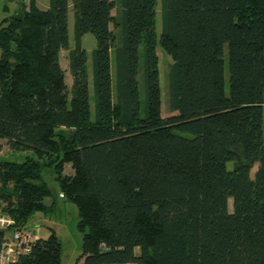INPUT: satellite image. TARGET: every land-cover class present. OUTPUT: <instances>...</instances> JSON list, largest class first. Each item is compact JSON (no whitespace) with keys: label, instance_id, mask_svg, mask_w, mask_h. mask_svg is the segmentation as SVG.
Returning a JSON list of instances; mask_svg holds the SVG:
<instances>
[{"label":"trees","instance_id":"16d2710c","mask_svg":"<svg viewBox=\"0 0 264 264\" xmlns=\"http://www.w3.org/2000/svg\"><path fill=\"white\" fill-rule=\"evenodd\" d=\"M38 1L0 9V142L32 154L0 160L13 227L53 213L50 167L78 211L76 264H264V0ZM157 48L172 61L167 118ZM60 263L51 231L15 264Z\"/></svg>","mask_w":264,"mask_h":264},{"label":"rangeland","instance_id":"374dc122","mask_svg":"<svg viewBox=\"0 0 264 264\" xmlns=\"http://www.w3.org/2000/svg\"><path fill=\"white\" fill-rule=\"evenodd\" d=\"M49 0H39L37 5L40 9H47ZM70 2V0H69ZM3 6V0H0V9ZM10 6V5H9ZM2 15V14H0ZM73 8L71 3H69L68 12V31H69V45L70 48L74 47L73 38ZM157 35L160 31V10L157 8ZM82 48L85 50L87 55V71L89 74V94H90V105H91V117L94 118V99L92 92V75H91V52L95 49L96 43L95 39L91 34H86L81 39ZM156 54L159 60V82L161 89V114L163 118L169 117L166 104V73L168 66L172 63L171 58L168 57L160 48H157ZM142 60V55H141ZM59 61L62 70L65 73V82L70 89L71 86V76L68 69L67 52L61 51L59 54ZM226 62V55H225ZM225 77L227 81V68L225 72ZM139 80V77H138ZM140 81V80H139ZM141 102L145 103L144 97V87L141 82L139 87ZM263 120H264V107H263ZM59 131H63L64 128H59ZM32 156L30 152H11L7 149L5 142H0V160L11 161V162H21L24 160L25 156ZM230 165V164H229ZM230 167V166H229ZM256 168L252 170V175ZM64 174L71 175L72 171L70 165L64 166ZM42 181L47 185L51 192V197L46 199V204L54 203V210L52 214L45 216H35L28 222L27 227L36 232L38 238L46 239L51 231H54L57 238L61 243V263L60 264H76L77 259L81 254L82 246V234L77 229V223L79 221L78 211L74 204L69 202L67 199L62 198L60 195V188L58 183L55 181V175L50 167H46L42 170ZM229 210H231V201L228 202ZM2 213V212H1Z\"/></svg>","mask_w":264,"mask_h":264},{"label":"built area","instance_id":"2783aa9c","mask_svg":"<svg viewBox=\"0 0 264 264\" xmlns=\"http://www.w3.org/2000/svg\"><path fill=\"white\" fill-rule=\"evenodd\" d=\"M13 226L12 218L0 211V264H15L19 257L30 254L38 239L36 232Z\"/></svg>","mask_w":264,"mask_h":264},{"label":"crops","instance_id":"0c3cea01","mask_svg":"<svg viewBox=\"0 0 264 264\" xmlns=\"http://www.w3.org/2000/svg\"><path fill=\"white\" fill-rule=\"evenodd\" d=\"M23 1H26V0H23ZM11 7H13V5H11Z\"/></svg>","mask_w":264,"mask_h":264}]
</instances>
